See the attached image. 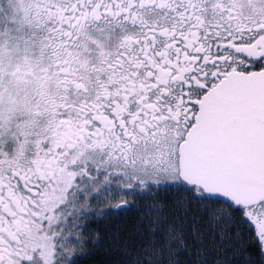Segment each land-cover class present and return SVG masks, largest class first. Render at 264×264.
Listing matches in <instances>:
<instances>
[{
  "label": "snow or ice",
  "instance_id": "6c2138e0",
  "mask_svg": "<svg viewBox=\"0 0 264 264\" xmlns=\"http://www.w3.org/2000/svg\"><path fill=\"white\" fill-rule=\"evenodd\" d=\"M104 246L264 264V0H0V264Z\"/></svg>",
  "mask_w": 264,
  "mask_h": 264
},
{
  "label": "trees",
  "instance_id": "16d2710c",
  "mask_svg": "<svg viewBox=\"0 0 264 264\" xmlns=\"http://www.w3.org/2000/svg\"><path fill=\"white\" fill-rule=\"evenodd\" d=\"M136 220L134 215L129 216L127 224L131 226ZM110 226L107 224H100L99 228L96 226L94 231L99 232L101 235H105ZM116 258L107 250L106 246L100 247L90 257L86 258L83 264H114Z\"/></svg>",
  "mask_w": 264,
  "mask_h": 264
},
{
  "label": "rangeland",
  "instance_id": "374dc122",
  "mask_svg": "<svg viewBox=\"0 0 264 264\" xmlns=\"http://www.w3.org/2000/svg\"><path fill=\"white\" fill-rule=\"evenodd\" d=\"M96 226L99 228L100 224L95 225L94 228H96Z\"/></svg>",
  "mask_w": 264,
  "mask_h": 264
}]
</instances>
